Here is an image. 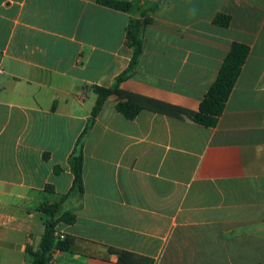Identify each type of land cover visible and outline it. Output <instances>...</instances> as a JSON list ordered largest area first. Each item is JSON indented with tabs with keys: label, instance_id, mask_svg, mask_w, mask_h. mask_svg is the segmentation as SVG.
Returning a JSON list of instances; mask_svg holds the SVG:
<instances>
[{
	"label": "crops",
	"instance_id": "0c3cea01",
	"mask_svg": "<svg viewBox=\"0 0 264 264\" xmlns=\"http://www.w3.org/2000/svg\"><path fill=\"white\" fill-rule=\"evenodd\" d=\"M0 0V264H30L42 203H59L68 158L95 102L129 64L130 19L155 3L120 89L197 111L231 43L247 58L212 128L143 106L133 120L107 99L83 140V192L61 209L73 238L51 264H264V0ZM230 17L227 27L213 23Z\"/></svg>",
	"mask_w": 264,
	"mask_h": 264
},
{
	"label": "trees",
	"instance_id": "16d2710c",
	"mask_svg": "<svg viewBox=\"0 0 264 264\" xmlns=\"http://www.w3.org/2000/svg\"><path fill=\"white\" fill-rule=\"evenodd\" d=\"M102 6L128 12L130 3L122 0H97ZM158 8L155 3L149 9L142 12V19H130L127 24L125 38L126 46L131 49L132 55L126 69L120 73L110 87L93 86L92 91L95 95V102L90 111L89 118L82 132L78 136L74 148L68 158V166L72 175V183L68 194L64 195L59 203H42L38 210L43 215L44 233L40 237L38 246L35 250L26 249L30 257V264H51V255L58 252L69 251L73 238L62 235V238L54 236L55 229L59 224H72L75 220L74 215L69 211L61 209L62 202L67 196L83 192L82 166L83 140L90 130L96 116L107 99H115V109L127 120H133L141 111L143 106L159 109L166 112L179 114L188 117L192 122L205 128H212L216 125L219 116L224 110L225 103L232 91V88L240 74L241 68L249 53V48L243 44L233 42L224 56L215 79L207 89L200 101L197 111H188L184 108L171 106L166 103L143 97L140 95L125 92L120 89V84L132 77L138 58L142 51V32L143 28L150 22L147 15L152 14ZM230 17L224 14H216L213 23L220 27H227ZM114 254L118 264H153V260L128 251L118 249H108Z\"/></svg>",
	"mask_w": 264,
	"mask_h": 264
},
{
	"label": "built area",
	"instance_id": "2783aa9c",
	"mask_svg": "<svg viewBox=\"0 0 264 264\" xmlns=\"http://www.w3.org/2000/svg\"><path fill=\"white\" fill-rule=\"evenodd\" d=\"M0 73H2V71L0 70ZM54 236L56 237V238H62V234H59V233H54Z\"/></svg>",
	"mask_w": 264,
	"mask_h": 264
}]
</instances>
